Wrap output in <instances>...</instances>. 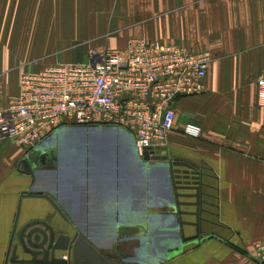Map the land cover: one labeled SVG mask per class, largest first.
Listing matches in <instances>:
<instances>
[{"label": "crops", "instance_id": "0c3cea01", "mask_svg": "<svg viewBox=\"0 0 264 264\" xmlns=\"http://www.w3.org/2000/svg\"><path fill=\"white\" fill-rule=\"evenodd\" d=\"M135 38L213 54L205 93L174 106L177 129L168 136L166 154L168 162L190 164L199 173L200 209L195 191L180 190L184 223L175 222L166 168L137 161L129 134L96 137V146L104 139L118 148L104 163L94 143L84 158L66 147L67 161L80 165L66 164L58 173L28 171L30 152L2 143L0 264H11L17 218L18 232L52 218L99 250L115 241L117 223L138 234L146 226L143 241L124 246L130 256L137 252L135 264H260L254 254L264 241V108L258 104L264 0H0V110L19 94L22 64L40 71L77 63L96 49L124 51ZM186 124L201 127L203 137L185 136ZM18 254L30 258L21 249Z\"/></svg>", "mask_w": 264, "mask_h": 264}, {"label": "built area", "instance_id": "2783aa9c", "mask_svg": "<svg viewBox=\"0 0 264 264\" xmlns=\"http://www.w3.org/2000/svg\"><path fill=\"white\" fill-rule=\"evenodd\" d=\"M212 62L209 50L135 38L124 51L96 49L83 62L24 71L18 96L0 110V144L29 153L61 128L106 126L127 130L139 157L166 156L168 136L177 129L174 106L205 93ZM258 104L264 108V77L258 81ZM182 133L203 137L194 124ZM254 259L264 264V241L255 245Z\"/></svg>", "mask_w": 264, "mask_h": 264}, {"label": "water", "instance_id": "95a60500", "mask_svg": "<svg viewBox=\"0 0 264 264\" xmlns=\"http://www.w3.org/2000/svg\"><path fill=\"white\" fill-rule=\"evenodd\" d=\"M104 132H117L118 134L122 132L126 135L129 134L128 136L133 141L137 161L148 166L155 164L164 165L167 171V191L172 197L171 214L179 226H182L184 223L181 220L182 212L179 210L180 206L183 205L179 198L184 197V195L178 193L180 190L195 191V197L194 195L189 197L197 199L195 206L198 210L200 209V175L196 169L187 163H170L167 161L168 158L166 156L150 157L148 152L144 154L143 158L139 157L134 137L122 128L101 126L61 128L27 155L25 159L26 168L30 172L55 171L58 173L59 167L71 163L67 161L65 156L66 147H75V151L72 150V154L75 152L74 156L77 155L76 151H80L79 153L82 155L85 148V146L82 150L80 148L82 141V145H86L87 143L91 145V143H94L93 146H96V137L102 135ZM61 137L64 141L58 143ZM81 157L84 158L85 154ZM63 159L66 163L61 165ZM181 167L187 168V170L182 172L181 169H178ZM172 174L174 179L172 178ZM56 175L58 177V174ZM177 177L178 180L174 182L173 180L177 179ZM20 210L21 206L19 205L18 217ZM150 213L148 210V214ZM59 214L64 222H69L60 210ZM195 216L199 218V213H196ZM18 222L19 218L16 220L10 243L9 254L11 257L8 262L10 261L11 264H135L132 260L138 257L137 252H135L134 256H130L128 255L129 250L124 249V246L127 245L133 248V245L136 242L143 241V237L148 236L149 232L146 226H143L145 233L138 234L137 232H133L130 227L118 225L117 223L115 241L109 244L104 250H99L82 233L79 231L74 232L75 230L69 227H62V225L54 222L52 218H49V221L36 220L29 222L19 232L17 231ZM196 226L198 227V224ZM183 233L181 230L179 235L184 240ZM15 240L18 241V244H15ZM180 244L181 249L183 243ZM20 249L30 258L20 259L18 254ZM64 253H67V259L62 257Z\"/></svg>", "mask_w": 264, "mask_h": 264}, {"label": "rangeland", "instance_id": "374dc122", "mask_svg": "<svg viewBox=\"0 0 264 264\" xmlns=\"http://www.w3.org/2000/svg\"><path fill=\"white\" fill-rule=\"evenodd\" d=\"M82 61H84V59H81L80 60V62H82ZM36 64V63H35ZM32 68H34L33 67V65L32 64H22L21 65V70L19 69V71L22 73V72H24V71H27V70H29V69H32ZM62 141H64V139L61 137V138H59V142L58 143H61ZM99 141H101L102 142V145H97L96 146V149L98 150V152L100 153V156H102V159H101V161H102V163H104V162H106L107 160H106V158L107 159H109V157H115L116 156V154H117V152H118V148H117V146L115 145V149L112 147V145H111V142H114L113 140H106V141H104V139H100ZM91 142V141H90ZM82 143H83V141H82ZM82 143L80 144V148H81V150H82V148L85 146V149H84V151H83V154H85V151L86 152H88V151H90L91 150V147L89 146L90 145V143H87L86 145L84 144V145H82ZM69 148V150H71V152H73L72 150H74L75 149V147H68ZM80 151H76V153H77V157L78 158H82L81 156L83 155H81L80 153H79ZM75 153V152H74ZM74 153H73V156H74ZM109 156V157H108ZM71 163H69L70 165H72L73 167H77V166H79L80 164L77 162V161H70ZM66 162L64 161V159H63V161H61V165H63V164H65ZM62 167V166H61Z\"/></svg>", "mask_w": 264, "mask_h": 264}]
</instances>
